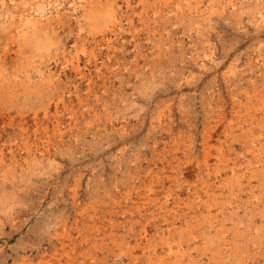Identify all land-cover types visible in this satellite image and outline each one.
<instances>
[{"label":"rangeland","instance_id":"obj_1","mask_svg":"<svg viewBox=\"0 0 264 264\" xmlns=\"http://www.w3.org/2000/svg\"><path fill=\"white\" fill-rule=\"evenodd\" d=\"M0 264H264V0H0Z\"/></svg>","mask_w":264,"mask_h":264}]
</instances>
